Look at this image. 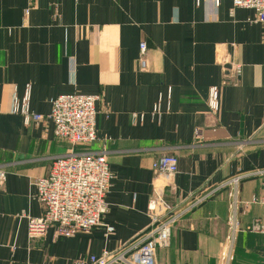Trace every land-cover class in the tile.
Listing matches in <instances>:
<instances>
[{"label":"crops","instance_id":"1","mask_svg":"<svg viewBox=\"0 0 264 264\" xmlns=\"http://www.w3.org/2000/svg\"><path fill=\"white\" fill-rule=\"evenodd\" d=\"M30 6L0 0V168L7 174L0 186V264H73L146 231L157 180L151 165L162 155L177 158L172 183L160 182L172 206L232 176L264 170V22H253V11L231 15V0L217 7L211 0H35ZM222 47L242 65L238 81L215 63ZM26 86L30 110L43 116L27 126L12 113ZM213 86L219 88L216 114L207 106ZM72 93L100 97L97 141L89 149L107 152L112 181L102 224L114 232L106 236L101 225L71 238H56L53 229L29 238L28 220L43 213L32 183L70 150L54 136L50 100ZM159 96L158 120L152 109ZM261 195L259 177L242 179L236 242L244 251L261 242L246 229L264 219L263 206L244 204ZM227 217L228 197L220 189L174 227L157 264H221L225 233L212 224ZM241 234L248 239L239 245ZM213 245L219 251L211 256L205 250Z\"/></svg>","mask_w":264,"mask_h":264},{"label":"built area","instance_id":"2","mask_svg":"<svg viewBox=\"0 0 264 264\" xmlns=\"http://www.w3.org/2000/svg\"><path fill=\"white\" fill-rule=\"evenodd\" d=\"M29 8L35 0H27ZM200 0H195L196 5ZM215 7L220 0H211ZM232 15L236 9L251 10L255 16L253 22H264V0H231ZM29 8L25 10L28 14ZM146 44H139L140 70L146 69ZM215 63L221 68L229 69L235 81L242 73V65L235 62L224 47L219 49ZM167 99H170V92ZM98 95L67 94L50 100L49 120L53 123L54 136L70 146V150L63 156L56 157L47 176L35 180L34 199L42 208L40 218L28 220L27 234L29 238L43 236L49 229L54 230L56 238H71L79 232H89L101 226L102 219L107 213L105 196L111 188L112 174L108 168L105 149L91 151L89 148L97 141L96 136V103ZM161 96L152 109V116L158 120L163 111L160 107ZM30 86H26L21 98L14 97L12 113L20 115L24 125L37 123L43 116L33 113L29 107ZM207 106L212 114L220 109L219 88L209 89ZM169 110V102L166 111ZM196 138L200 132H196ZM84 149V150H79ZM157 180L154 184L152 197L147 205L150 225L147 230L127 243L120 244L114 251H104L98 256L92 255L84 260H76L73 264H157L156 254L170 245V238L174 227L187 214L210 199L216 191L224 189L228 197L227 233L220 253L221 264H231L233 249L240 224L237 211L241 204L239 200V184L245 177L253 175L260 178L261 197L245 203L247 208L252 204L264 207V170H255L247 175H235L225 180L218 188L201 194H191L180 205H169L162 193L160 182L171 184L178 172L177 158L173 155H162L151 165ZM7 178L6 172L0 168V186ZM105 235L113 234L111 226L103 225ZM246 231L264 236V219H255Z\"/></svg>","mask_w":264,"mask_h":264},{"label":"rangeland","instance_id":"3","mask_svg":"<svg viewBox=\"0 0 264 264\" xmlns=\"http://www.w3.org/2000/svg\"><path fill=\"white\" fill-rule=\"evenodd\" d=\"M213 225V230L214 232H217V230L219 228H222L224 230H222L221 232L227 233V221H225V223L223 224H219V223H214ZM226 229V230H225ZM256 236H258V238L261 239V242L252 247L246 248L244 251L242 250L241 246L237 245V242L235 241V246L233 249V255H232V261L231 264H261V261L264 260V236L262 234H256ZM224 238L225 236L221 238L219 245L221 246L224 242ZM257 239V237H255ZM255 238L253 236H250V239L255 240ZM239 245L242 244V242L246 241L248 239L247 235L241 234L239 235ZM237 240V237H236ZM221 249V248H220ZM219 251V249L217 250L215 245L210 246L207 250H205L206 253H208L209 255L213 256L215 254H217Z\"/></svg>","mask_w":264,"mask_h":264}]
</instances>
